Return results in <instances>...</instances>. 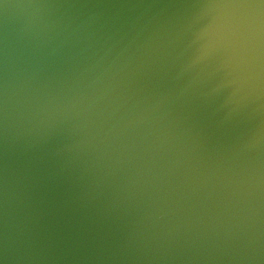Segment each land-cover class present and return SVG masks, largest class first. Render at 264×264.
Wrapping results in <instances>:
<instances>
[{
	"label": "water",
	"instance_id": "1",
	"mask_svg": "<svg viewBox=\"0 0 264 264\" xmlns=\"http://www.w3.org/2000/svg\"><path fill=\"white\" fill-rule=\"evenodd\" d=\"M0 264H264V0H0Z\"/></svg>",
	"mask_w": 264,
	"mask_h": 264
}]
</instances>
